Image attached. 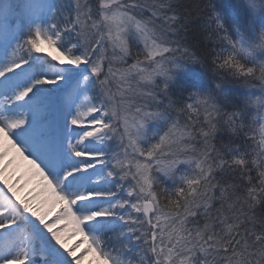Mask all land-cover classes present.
Segmentation results:
<instances>
[{
  "label": "snow or ice",
  "instance_id": "6c2138e0",
  "mask_svg": "<svg viewBox=\"0 0 264 264\" xmlns=\"http://www.w3.org/2000/svg\"><path fill=\"white\" fill-rule=\"evenodd\" d=\"M0 184V264H264V0H0Z\"/></svg>",
  "mask_w": 264,
  "mask_h": 264
},
{
  "label": "trees",
  "instance_id": "16d2710c",
  "mask_svg": "<svg viewBox=\"0 0 264 264\" xmlns=\"http://www.w3.org/2000/svg\"><path fill=\"white\" fill-rule=\"evenodd\" d=\"M184 3L189 7L190 10H194L196 5L206 4V3H208V0H184ZM205 19H206V13H199L196 16V20H197L198 24H202V22ZM204 42L209 43L208 41H204ZM192 50L196 51L197 54H201V52H202V49H200L199 46L193 48ZM230 87H232L234 90L237 91V95L241 91H246V89H242L240 87V85H238V84H232V85H230ZM253 91H258V87H257V89H253Z\"/></svg>",
  "mask_w": 264,
  "mask_h": 264
},
{
  "label": "bare ground",
  "instance_id": "6f19581e",
  "mask_svg": "<svg viewBox=\"0 0 264 264\" xmlns=\"http://www.w3.org/2000/svg\"><path fill=\"white\" fill-rule=\"evenodd\" d=\"M2 187H3V185L0 184V188H2ZM5 191H6V189H5ZM67 242H68L69 246H73L77 243H81L82 237L76 236V237H73L72 239H69ZM82 264H96L93 254L89 253L87 255H84L83 260H82Z\"/></svg>",
  "mask_w": 264,
  "mask_h": 264
},
{
  "label": "rangeland",
  "instance_id": "374dc122",
  "mask_svg": "<svg viewBox=\"0 0 264 264\" xmlns=\"http://www.w3.org/2000/svg\"><path fill=\"white\" fill-rule=\"evenodd\" d=\"M45 47H46V50H47V46H45ZM40 55L45 56L46 58H48L47 55H46V52L45 53H41ZM48 59H50V58H48ZM53 63H55V62H53Z\"/></svg>",
  "mask_w": 264,
  "mask_h": 264
}]
</instances>
